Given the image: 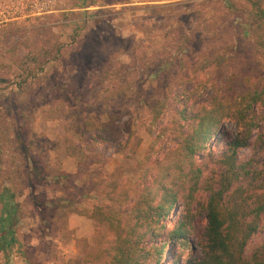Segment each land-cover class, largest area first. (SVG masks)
<instances>
[{
    "label": "rangeland",
    "instance_id": "1",
    "mask_svg": "<svg viewBox=\"0 0 264 264\" xmlns=\"http://www.w3.org/2000/svg\"><path fill=\"white\" fill-rule=\"evenodd\" d=\"M256 2L264 8V0H0V105L12 104L16 99L12 85L26 82L33 72L38 75L32 80L34 90L47 88L56 74L61 78L65 74V83L72 69H64L63 62L95 30L93 22L106 20L115 37L126 39L124 48L131 52L103 49L109 63L101 78L113 90L103 86L90 103L114 105L115 123L108 124L103 111L91 107L69 111L59 106L61 97H47L48 101L44 95L43 101L52 106L34 111L25 138L22 132L15 138L7 123L0 125V140L7 141L1 146L0 195L9 188L14 194L11 206L16 207L4 229L0 222V238L12 230L10 246L0 239V264H109L108 242L113 236L101 221L105 212L99 206L113 204L120 188L131 187L145 169L147 174L155 172L153 162L170 156L181 134L191 128L189 116L217 105L215 98L220 102L227 98L228 103L221 104L234 113V90L264 85L259 68L264 32L254 14ZM160 65L162 71L149 76ZM81 78L75 80L76 88L84 84ZM55 82L63 84L61 79ZM81 90L77 89L82 102L91 101V92ZM184 110H189L187 116L180 114ZM230 118L221 119L194 166L216 184L224 174L218 163L229 138L249 128V145L237 151L236 164L250 163L255 174L233 181L223 200L225 204L231 194L236 200L245 199L250 221L252 210L264 204V101L243 124L238 117ZM103 132L111 143L88 141ZM15 139L27 140L29 165L13 153L10 141ZM31 164L49 178L63 172L71 179L50 178L40 185L28 177ZM79 190L87 195L79 196ZM2 206L0 200V216ZM182 212L178 203L166 230L174 227ZM256 222L257 231L244 248L245 261L264 241V212ZM205 227L204 215L195 212L193 233L188 236L194 249L200 246ZM191 254L190 246L167 243L162 264H183Z\"/></svg>",
    "mask_w": 264,
    "mask_h": 264
},
{
    "label": "trees",
    "instance_id": "2",
    "mask_svg": "<svg viewBox=\"0 0 264 264\" xmlns=\"http://www.w3.org/2000/svg\"><path fill=\"white\" fill-rule=\"evenodd\" d=\"M158 9L161 10L162 7ZM253 10L260 21L259 27L264 32V8L256 2ZM93 25L95 30L90 31L89 35L80 40L63 62L64 69H72V74L66 73L68 77L65 83L63 79L66 75L63 74L61 78L56 74L47 88L40 87L34 90L33 85L35 84L32 80L38 78V75L33 72L26 82L12 85L14 86L12 90L14 98L18 99L20 96L21 99L18 101L15 99L12 104L9 103L6 106L0 105V125L7 123L9 125L7 129L14 131L15 138L18 137L16 135L18 132H22L21 136L25 138L24 132L27 131L29 119L34 111L52 106L49 102L43 101L44 95L45 100L48 101H50L48 98L61 97L59 106L63 105L69 111L75 108L82 110L83 107H91L90 109L95 112H105L109 118L108 124H113L118 120V117L113 115L114 105L106 103L96 107L95 104L91 106L90 103L97 99L98 93L102 92L100 88L103 86L106 87L104 89L106 91L113 90V86L101 78L109 63L103 49L110 46L119 47L122 53L131 54V52L124 48L126 39L115 37L113 27L106 20L93 22ZM103 27H107V31L103 30ZM103 31L106 32L105 36H103ZM259 68L262 78L264 58ZM161 71V65L157 66L149 76L153 77ZM78 78H81V83L84 82L80 88L73 85L78 82L75 81ZM242 78L244 81L247 79L246 76ZM56 79H61L63 84L55 82ZM110 79L114 78L110 77ZM252 86L253 84L246 90H234L236 93L234 113L229 108H223L224 105L221 104V102L228 103L227 98L221 102L215 98L217 105L212 103L208 109L203 108L202 111L189 116L191 128L185 134H181L177 147L170 152V156L167 155L164 160L153 162L152 169L155 172L147 174L148 169H145L144 174L131 187L120 188L117 197L113 198V204L99 206L100 210L105 212L101 214V221L107 225L113 236V239L108 242L110 246L109 264H162L165 245L172 242H178L184 248L190 246L192 254L183 264H264V241L261 249L254 253L248 261H245L243 257L248 240L257 231L256 221L259 220V214L264 212V204H258L252 210L254 218L247 221L248 202L245 199L236 200L231 194L229 201L225 204L223 200L225 191L231 188L233 181L255 174L249 169L250 163L236 164L237 151L248 147L251 130L243 128L235 137L229 138L226 150L222 154L223 158L218 163L224 174L216 184L211 183L208 177L203 178L202 173L194 166L195 158L214 138L222 118L231 117V120L238 117L243 124L247 115L255 111V106L264 101V85L260 88H252ZM81 88V92H91V101L82 102L81 93L77 91ZM114 102L115 98L110 99V103ZM125 112L128 110L122 113ZM188 113L189 110L180 112L181 115L186 116ZM234 121L238 126L242 125L238 120L234 119ZM102 125L105 126V131L106 125ZM102 129L101 126L99 130ZM244 133L245 135L241 137ZM26 141V139L23 142L15 139L10 141V146L13 147V153L18 154L20 159L23 158V161L29 165L28 149L30 146L26 144ZM88 141L94 145H103L113 140L105 136L103 132L102 135L94 134ZM4 144L7 145V141L2 143L0 140V155L2 156H4V150L1 146ZM184 165L187 168H183ZM28 168L32 170L28 177L37 180L40 185L47 183L50 178L58 182L71 179V175L63 172L49 178L48 174L43 173L40 168L36 169L33 164ZM78 194L81 197L87 195L80 190ZM13 197L14 194L9 188L0 195V200L3 202L0 216L2 229L12 220V215L15 213L16 207L11 206ZM178 203L183 205L181 217L171 230H166L171 211ZM192 207H194V212H192ZM195 212L204 215L206 227L200 240V246L194 249L188 236L193 233L192 224ZM0 239L4 245L10 246L11 228Z\"/></svg>",
    "mask_w": 264,
    "mask_h": 264
}]
</instances>
